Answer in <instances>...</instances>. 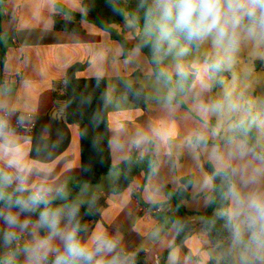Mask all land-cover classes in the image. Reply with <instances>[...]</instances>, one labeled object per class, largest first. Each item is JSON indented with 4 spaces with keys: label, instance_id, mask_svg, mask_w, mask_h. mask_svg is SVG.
Listing matches in <instances>:
<instances>
[{
    "label": "crops",
    "instance_id": "obj_1",
    "mask_svg": "<svg viewBox=\"0 0 264 264\" xmlns=\"http://www.w3.org/2000/svg\"><path fill=\"white\" fill-rule=\"evenodd\" d=\"M82 2L0 0L1 42L6 50L0 72V112L9 115L3 132L26 153L25 162L37 173L33 182L44 179L46 174L49 183L65 187L68 201L81 202L80 209L104 199L100 219L85 225L88 234L102 228L110 236L118 237L123 258L143 253L148 264H159L161 256L169 252L164 264H207L210 260L228 259L233 264H264V254L255 253L250 233L243 225L241 241L235 237L231 224L230 235L213 246L202 229L200 216L208 207L212 191L205 163L217 172L229 173L232 183L243 191L264 192V158L248 145L264 153V148H259L262 144L259 138L264 135V37L241 36L236 46L245 48L241 55L233 50L226 53L214 45L211 37L200 41L199 49L187 50L183 55H177V50L165 52L160 60L165 74L195 75L194 83L183 97V108L172 103L168 87L154 78L147 59L135 48L136 31L130 24L115 27L132 47L126 55L107 33L88 23L82 24L83 35L53 30V19L58 15L55 4L79 14ZM255 36L259 37L251 40ZM207 59L222 61L226 74L217 94L212 92L216 77L205 70ZM74 65L83 66L77 74L79 79L106 80L112 166L117 168L132 149L146 156L152 147L157 167L141 192L145 206L162 204L167 190L176 191L182 178L192 177L189 199L184 202L186 210L192 213L188 216L192 229L183 242V249L190 257L175 245L174 218L178 216L175 208L167 206L150 211L134 199L142 175L119 195L110 193L118 176V171H111L98 185H84L71 196L70 186L81 175L79 129L65 122L53 96L62 90L66 71ZM130 85L145 89L144 110L127 100L126 89ZM218 103L222 107L214 108ZM26 115L35 124L30 135L11 129ZM234 133L240 134L248 144L238 139L225 142ZM192 139L216 144L195 145ZM245 181H248L246 185ZM227 201L226 212L231 208V201L228 198ZM226 212L221 215L224 220H228ZM6 230L0 222V264H24L22 249L30 238L23 234L19 240L6 241ZM81 236L84 238L85 233Z\"/></svg>",
    "mask_w": 264,
    "mask_h": 264
},
{
    "label": "clouds",
    "instance_id": "obj_2",
    "mask_svg": "<svg viewBox=\"0 0 264 264\" xmlns=\"http://www.w3.org/2000/svg\"><path fill=\"white\" fill-rule=\"evenodd\" d=\"M148 17L156 53L177 50V55H183L187 49L180 46L181 36L188 41L211 37L226 53L243 35L264 37V0H153ZM221 63L206 65L205 70L218 69ZM4 128L0 121V222L7 229L6 241L19 240L23 234L30 238L22 249L24 264H126L118 237L102 228L88 234L81 223V202L68 201L62 184L49 183L46 174L33 182L37 173L25 162L22 147L4 134ZM227 198L231 208L225 215L235 237H241L243 225L255 253L264 254V192L243 191L232 183Z\"/></svg>",
    "mask_w": 264,
    "mask_h": 264
},
{
    "label": "trees",
    "instance_id": "obj_3",
    "mask_svg": "<svg viewBox=\"0 0 264 264\" xmlns=\"http://www.w3.org/2000/svg\"><path fill=\"white\" fill-rule=\"evenodd\" d=\"M153 0H83L82 12L77 14L67 10L60 4H55L54 11L58 14L53 19V30L58 33L72 35H83V23H88L100 31L107 33L110 38L117 42L124 55L131 46L123 33L115 30L116 26L128 23L136 31L135 48L140 51L148 61L155 79L168 87L172 93V103L184 108L183 97L186 96L194 83L193 73H184L176 76L165 74L160 66V60L165 52L156 53L153 48L155 38L154 29L149 23V9ZM61 16H64L62 18ZM180 46L188 51L199 49L200 41H188L181 36ZM5 48L1 42L0 31V72L5 57ZM211 59L206 60L207 65L215 63ZM220 68H208L209 74L214 75L216 80L212 86L213 94H217L222 87V80L226 77L225 72ZM83 70L82 65L70 67L65 74L63 88L55 93L53 101L61 110L62 117L68 125H76L79 129V150L81 175L70 186L73 197L84 185L96 186L101 179L111 171H118L110 193L119 195L123 193L138 175L143 176L139 190L134 194V199L140 206H145L141 201V192L147 182L154 174L157 167V159L152 153L140 156L132 149L128 158L117 168H114L110 159L109 132L107 123V85L105 79H79L77 74ZM127 100L136 107L144 110L146 107V92L140 85H130L126 89ZM252 135V132H250ZM240 140L248 144L238 133H234L225 142ZM195 145H215L216 143L207 140L192 139ZM250 148L264 158V153H259L254 145L248 144ZM204 170L212 183L210 201L204 213L202 229L206 232L211 245H217L224 238L230 235L231 224L224 220L221 215L228 208L227 193L232 183L229 173L217 172L210 164H204ZM192 186V177L182 178L180 187L176 191L167 190L165 201L162 204L145 206L150 211L167 206H173L178 213L174 218L175 222V245L183 249V242L190 233L192 226L188 222L189 213L184 202L189 199V191ZM104 199H99L92 206L80 209L81 223L98 221L100 219L99 210L104 206ZM184 253L190 257L188 252ZM169 252H165L159 264H164ZM126 264H148L143 253H135L133 256L125 258ZM207 264H233L231 260H210ZM258 264V263H256Z\"/></svg>",
    "mask_w": 264,
    "mask_h": 264
},
{
    "label": "built area",
    "instance_id": "obj_4",
    "mask_svg": "<svg viewBox=\"0 0 264 264\" xmlns=\"http://www.w3.org/2000/svg\"><path fill=\"white\" fill-rule=\"evenodd\" d=\"M8 116L9 115L7 112H0V121H3L5 123V121L8 119ZM34 126L35 124L32 117L30 115H26L24 117V120L17 121L14 125L11 126V129L30 135L34 130Z\"/></svg>",
    "mask_w": 264,
    "mask_h": 264
},
{
    "label": "rangeland",
    "instance_id": "obj_5",
    "mask_svg": "<svg viewBox=\"0 0 264 264\" xmlns=\"http://www.w3.org/2000/svg\"><path fill=\"white\" fill-rule=\"evenodd\" d=\"M258 37H259V36H255V38H251V40L256 39V38H258ZM253 41H254V40H253ZM255 41H256V40H255ZM235 49H236V50H235ZM231 50L235 51L236 53L238 52V54H240V55L243 54V53L245 52V48H241V47H239V48H236V47H235L234 49H231ZM227 53H230V52L228 51ZM161 85H162V84H161ZM163 86H164V85H162V87H163ZM164 88H165V87H164ZM151 91H152V90L149 91V96H151ZM260 100H262V99H260ZM258 106H261V104L258 103ZM207 137H208V136H207ZM246 138H249V137L247 136ZM259 140L261 141L262 144H260V145L258 144V145H259V148L262 149V148H264V135H261L260 138H259ZM259 140H258V142H259ZM240 239H241V238H239V240H240ZM240 241H241V240H240Z\"/></svg>",
    "mask_w": 264,
    "mask_h": 264
}]
</instances>
